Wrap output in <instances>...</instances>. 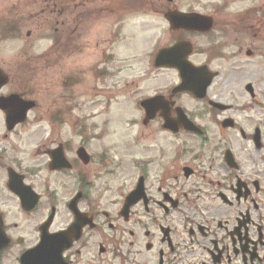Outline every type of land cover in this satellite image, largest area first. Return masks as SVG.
<instances>
[{
  "label": "flooded vegetation",
  "instance_id": "flooded-vegetation-1",
  "mask_svg": "<svg viewBox=\"0 0 264 264\" xmlns=\"http://www.w3.org/2000/svg\"><path fill=\"white\" fill-rule=\"evenodd\" d=\"M31 1L37 31L49 15L55 28L35 80L27 58H0V264H264V28H232V0L194 11L212 28H168L148 78L131 83L134 136L108 138L110 121L94 117L118 99L123 37L74 27L93 25L94 4L117 11L125 0ZM27 24L3 17L0 28L9 39ZM180 43L195 90L181 89L179 68L156 63ZM76 58L89 66L78 70ZM93 78L103 84L95 97Z\"/></svg>",
  "mask_w": 264,
  "mask_h": 264
},
{
  "label": "rangeland",
  "instance_id": "rangeland-1",
  "mask_svg": "<svg viewBox=\"0 0 264 264\" xmlns=\"http://www.w3.org/2000/svg\"><path fill=\"white\" fill-rule=\"evenodd\" d=\"M222 1L173 0L170 3L168 0H163L162 2L155 1L152 3V0H145L141 4L139 1V3H135L125 0L123 1L125 4L124 8H121L120 4L116 2L114 7L118 9L117 11L111 8L114 2L104 1L101 5L94 4L93 25L91 24L90 27H87L85 21L80 20L78 22L74 28H93L92 34L94 37L102 35L104 28L110 29V32L118 30L121 37H123L121 41L123 44L119 43L117 46H114L117 57L124 60L123 70L119 77L114 80V82H119L122 85L121 87L118 85V88L113 90L115 95H118V99L111 102V108H109L107 114L105 112L103 115L94 117V120L99 123L106 120L110 121L108 130H105L108 138L134 136L135 127L132 125V121H134L137 112L134 108L136 97H133L132 93L136 87H133L131 83L134 79L148 78L151 68L150 53H152L153 48L160 40L166 39L163 38V32L171 28L164 16L165 12L171 10L194 12L196 10V12L213 14L216 4ZM1 3L3 6L0 7V23L3 17L8 18L11 16L14 21L28 18V24L25 28H10L11 36L9 39L4 38L6 31L4 28H0L3 37L0 45V58L5 59L9 56L25 57L29 65L35 67L37 58L50 44L48 38H52L53 28H55L54 15H49L47 22L43 21L42 28L46 29L38 32L34 26L36 21V14L34 12L36 9L34 8L33 1L0 0ZM161 3L162 7L160 6ZM6 5L8 12H5ZM230 12V10H227L226 14ZM232 28H264V0H232ZM28 32H30V35H28ZM94 37L89 52L92 72L93 70L96 72L97 67L102 66L99 51L101 49V42L97 45V39ZM238 59L241 60V64L249 61L244 56ZM83 60L84 58H76L78 70L89 66L88 63H83ZM114 70L116 69L114 68ZM30 72L33 73V80H35L36 67L34 69L31 68ZM41 73L42 71H40ZM174 79L176 78L174 77ZM112 82H110L111 85ZM91 83L92 90L86 87L87 93L95 97V85L103 88V84L102 82H97L94 78ZM145 83L147 84L148 82L146 81ZM142 88L145 92L149 90L147 85L142 86ZM82 92H84V89ZM98 104L99 107L91 108L94 116L99 114L102 111L101 107L105 105V103H101V99ZM239 119L240 121H244L243 114L239 116ZM100 127L105 128L103 124Z\"/></svg>",
  "mask_w": 264,
  "mask_h": 264
},
{
  "label": "water",
  "instance_id": "water-1",
  "mask_svg": "<svg viewBox=\"0 0 264 264\" xmlns=\"http://www.w3.org/2000/svg\"><path fill=\"white\" fill-rule=\"evenodd\" d=\"M165 17L168 19L170 22L172 28H212L213 26V21L210 17L204 16L202 14L198 13H182L179 11H168L165 14ZM183 43H180L178 45H175L169 49H164L163 51L160 52V54L157 57L156 63L158 66H168V67H176L181 70V73L185 76L183 77V84L181 85V89H196L193 86L189 85V82L192 80L190 73L192 72L189 68H194L188 62L186 61V58L183 59L186 63H184L178 54L179 49L183 46ZM189 76H187V74ZM5 82V80H1L0 76V86ZM179 88V89H180ZM149 100L143 101V105L147 109V112L149 114ZM24 106L22 107V112L21 114H26L27 110L30 107L34 106V102H28L23 104ZM25 117V116H24ZM24 117L20 118L24 119ZM18 120V121H20ZM191 124V123H190ZM187 125L191 127V125ZM3 234V233H2ZM2 240V243H1ZM0 240V249L3 247L5 244V239ZM38 247L34 249V251L37 250Z\"/></svg>",
  "mask_w": 264,
  "mask_h": 264
}]
</instances>
